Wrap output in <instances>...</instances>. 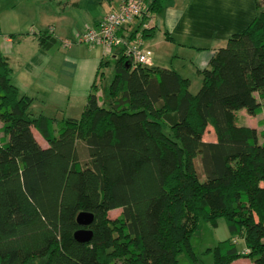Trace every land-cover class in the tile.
<instances>
[{
  "label": "trees",
  "instance_id": "1",
  "mask_svg": "<svg viewBox=\"0 0 264 264\" xmlns=\"http://www.w3.org/2000/svg\"><path fill=\"white\" fill-rule=\"evenodd\" d=\"M161 1L144 0L149 14ZM255 3L199 70L195 93L174 68L134 64L121 49L106 97L94 80L79 116L56 126L32 114L0 49V264H178L184 251L199 264L191 237L220 218L229 236L205 249L210 264H264V130L238 116L264 107V0ZM147 17L128 38L152 34ZM51 40L39 33L41 45ZM208 126L215 140L202 139ZM80 211L93 214L87 242L73 237Z\"/></svg>",
  "mask_w": 264,
  "mask_h": 264
},
{
  "label": "crops",
  "instance_id": "2",
  "mask_svg": "<svg viewBox=\"0 0 264 264\" xmlns=\"http://www.w3.org/2000/svg\"><path fill=\"white\" fill-rule=\"evenodd\" d=\"M121 1L7 0L8 5L0 11V49L10 64L12 56L21 55L24 47L32 44V50L24 55L16 70L10 66L12 80L20 92L33 98L30 106L33 115L52 118L54 126L65 117H74L66 116L63 105L53 99L67 100L71 94L82 100L80 114L96 81L101 59H109L113 54L103 56L100 46L81 42L78 37L86 28L96 26ZM257 12L255 0H162L161 6L143 21L142 26L153 31L140 39L141 46L150 51L152 66L172 67L188 77L183 72L188 64L200 75L199 70L207 65L212 53L223 46L231 34L246 27ZM140 21L138 18L124 26L122 33L129 35ZM42 31L50 33V44H40ZM65 39L70 41L68 46L62 43ZM155 44L170 45L172 49L169 51L165 46L157 49ZM41 97L50 113L44 111L45 107L39 112L33 110ZM32 131L40 145L47 146V142L40 140L34 129Z\"/></svg>",
  "mask_w": 264,
  "mask_h": 264
},
{
  "label": "rangeland",
  "instance_id": "3",
  "mask_svg": "<svg viewBox=\"0 0 264 264\" xmlns=\"http://www.w3.org/2000/svg\"><path fill=\"white\" fill-rule=\"evenodd\" d=\"M7 5H8L7 0H0V11L3 10ZM155 45H157V49H161L162 46L167 47L169 51L172 49L170 45H166V44H155ZM31 50H32V44L29 43L24 47L21 55L12 56L13 58L10 61V64L12 68H14V71L16 70L18 63L22 60L24 55L27 52H30ZM109 59H110V64L102 68L103 75H98L96 77V86H95L96 88L95 89L93 88V90H95V92L100 97V101L103 100V96L106 97L105 93H106L107 84L109 83L111 75L113 73V67H112L113 62L111 58ZM187 68H189L190 70H188ZM183 72H186L185 75L188 76L191 80L190 87H189L190 91L192 93H195L200 86L202 76L198 75L196 71L194 70V68L188 64L185 65ZM12 77L14 78L13 75ZM43 99L44 98L41 97V100L38 99L36 101L35 108L33 109L35 112L36 111L39 112L40 111L39 109H42L43 107H45L42 102ZM53 99L57 100L61 105H63V108H65L66 110V114H65L66 116L77 117L79 115L80 102L82 103L80 96L71 94V97L69 99L67 98V100H63L62 97H54ZM48 110H51V109H48ZM44 111H47L46 107L44 108ZM238 116H239V121L242 124L253 126L256 128L258 132H260L261 130H264V107L263 106L261 107L260 111H258L256 114H248L246 113L244 109H242L238 112ZM35 132L38 134L39 138H41L40 140H44L43 137L36 130ZM2 136L3 134L0 131V143L3 140ZM202 139L205 141L215 140V134L213 132V129L210 126H208L205 129L202 135ZM259 141L264 142V136L259 135ZM119 212H120V208L114 209V210L109 211L108 215L110 218H115L119 214ZM228 236H229V233H228L227 225L223 218L218 219L216 225H211L204 221H200L198 225V229L194 232V234L191 237V243L193 245V249L196 253V256L199 259V264H210L212 262V255L210 253L205 252V249L207 247L214 246L218 241L224 240ZM237 247L240 251H242L245 248L244 242L242 239L237 240ZM247 263L251 264L250 259L243 258V257L236 259L234 261V264H247ZM178 264H193V263H192V260L188 257V255L184 251L178 255Z\"/></svg>",
  "mask_w": 264,
  "mask_h": 264
},
{
  "label": "built area",
  "instance_id": "4",
  "mask_svg": "<svg viewBox=\"0 0 264 264\" xmlns=\"http://www.w3.org/2000/svg\"><path fill=\"white\" fill-rule=\"evenodd\" d=\"M148 16L144 0H122L118 7L109 10L97 23L82 32L78 40L89 45L100 46L103 56H110L117 50H123L134 63H149L150 51L142 48L138 37L128 38L122 28L133 23L139 16ZM68 46L70 41L62 42Z\"/></svg>",
  "mask_w": 264,
  "mask_h": 264
},
{
  "label": "water",
  "instance_id": "5",
  "mask_svg": "<svg viewBox=\"0 0 264 264\" xmlns=\"http://www.w3.org/2000/svg\"><path fill=\"white\" fill-rule=\"evenodd\" d=\"M93 221V214L87 211H80L76 215V222L82 226L73 233V237L78 242L90 240L92 232L87 226Z\"/></svg>",
  "mask_w": 264,
  "mask_h": 264
}]
</instances>
